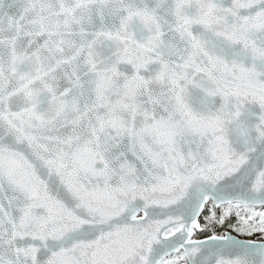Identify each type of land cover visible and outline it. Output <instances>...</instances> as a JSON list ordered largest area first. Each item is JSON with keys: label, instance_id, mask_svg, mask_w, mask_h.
I'll return each instance as SVG.
<instances>
[{"label": "snow or ice", "instance_id": "obj_1", "mask_svg": "<svg viewBox=\"0 0 264 264\" xmlns=\"http://www.w3.org/2000/svg\"><path fill=\"white\" fill-rule=\"evenodd\" d=\"M0 264H264V0H0Z\"/></svg>", "mask_w": 264, "mask_h": 264}]
</instances>
